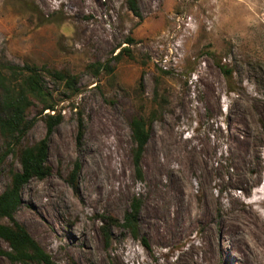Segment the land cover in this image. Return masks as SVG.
Segmentation results:
<instances>
[{"label":"rangeland","instance_id":"1","mask_svg":"<svg viewBox=\"0 0 264 264\" xmlns=\"http://www.w3.org/2000/svg\"><path fill=\"white\" fill-rule=\"evenodd\" d=\"M127 2L0 0V64L78 79L74 93L46 80L62 115L48 136L51 173L23 186L15 220L57 264H184L206 252L207 231L215 248L200 264H264V0H136L140 17ZM97 62L110 70L96 73ZM152 108L139 179L128 123ZM37 111L21 145L45 136L48 111ZM10 168L14 154L0 164V193ZM175 185L189 201L170 222ZM136 200L133 238L121 224ZM110 218L119 225L105 238ZM0 264L23 263L0 254Z\"/></svg>","mask_w":264,"mask_h":264},{"label":"trees","instance_id":"2","mask_svg":"<svg viewBox=\"0 0 264 264\" xmlns=\"http://www.w3.org/2000/svg\"><path fill=\"white\" fill-rule=\"evenodd\" d=\"M129 10L137 17L140 12L136 0H128ZM127 49L124 48L123 51ZM221 72L229 77L230 72L223 66L218 65ZM96 73L101 68L109 69L105 64L97 62L92 65ZM53 85H62L67 93L77 91V76L65 69L37 67L34 64L25 63L21 66L5 63L0 64V164L9 155H16L19 169L10 168L9 183L0 193V219H7L0 222V238L6 242L9 250L0 251V254L11 262L23 264H57L46 253L40 245L30 236L24 226L17 222L14 213L22 203L21 190L23 186L33 178L43 179L51 173L47 164V146L50 132L57 126L62 115L56 112L55 97L48 87L46 80ZM156 98H153L155 107ZM143 109V104L138 105ZM37 114L45 110L53 113H43L46 133L39 141L21 145L28 131L33 127L37 116H31L30 110L37 109ZM157 110H152L147 115H136L129 120L128 126L130 137L133 143L132 161L140 179L139 161L148 141L150 125L156 118ZM77 121V142L82 136V120L78 114ZM78 163L71 172L67 182L73 190H76L75 175L78 171ZM139 201L131 204L130 209L124 214V222L121 224L129 229L133 238H137V215ZM106 222V221H105ZM103 223L101 230L105 238H109V229L112 225L118 226L119 222L110 218L108 224ZM144 241V240H143ZM144 246L146 243L144 242Z\"/></svg>","mask_w":264,"mask_h":264},{"label":"bare ground","instance_id":"3","mask_svg":"<svg viewBox=\"0 0 264 264\" xmlns=\"http://www.w3.org/2000/svg\"><path fill=\"white\" fill-rule=\"evenodd\" d=\"M184 154V153H183ZM187 154V153H186ZM189 154V153H188ZM205 154V153H204ZM198 155V154H197ZM197 155L196 154H189V156H188V158H189V162H191L193 165H196L197 164V162H198V157H197ZM207 155V154H206ZM210 156V155H209ZM208 156V157H209ZM185 158V157H184ZM202 158V157H201ZM205 159L207 158V156L206 157H204ZM186 159V158H185ZM182 160V159H181ZM185 162V161H184ZM207 162V161H206ZM209 162V161H208ZM190 163V164H191ZM201 163V162H200ZM185 164H187V163H185ZM202 164V163H201ZM207 165V164H206ZM197 166V165H196ZM242 180V179H241ZM124 182V181H123ZM122 182V183H123ZM43 195L44 196H46V197H50L51 195L47 192L46 193V191L44 190V192H43ZM186 193L185 192H183V191H180L179 192V190H178V188H177V185H175V187H174V191H173V193H172V196H173V203H172V205H171V207H172V209H173V215H172V218H171V220H170V222L174 219L173 217L175 216V214L177 213V211H178V209H180V208H185L186 206H187V198H186ZM189 201V200H188ZM203 201L204 202H206V203H210L211 201H215L214 199H212V198H208L207 196H204V199H203ZM190 203V202H189ZM188 203V204H189ZM189 208V207H188ZM209 208V206L207 207V209ZM171 209V208H170ZM171 209V210H172ZM186 209V208H185ZM191 209V208H190ZM203 210V209H202ZM179 211H182V210H179ZM204 211V210H203ZM184 212V211H183ZM195 212V211H194ZM246 212H250V210L249 209H247L246 210ZM200 213V212H199ZM179 214H181L180 212H179ZM186 214V213H185ZM190 214V213H189ZM156 215V211H155V206L153 205L152 207H151V223L152 224H158V223H156L157 222V219H156V217L157 216H155ZM169 215V214H168ZM182 215V214H181ZM180 215V216H181ZM187 215H188V213H187ZM186 215V216H187ZM183 216V215H182ZM185 216V215H184ZM183 216V217H184ZM176 217V216H175ZM182 217V218H183ZM181 218V219H182ZM163 219V218H162ZM178 219H180L179 217H178ZM181 219H180V221H181ZM177 221V220H176ZM33 222L34 223H36L34 220H33ZM187 222V221H186ZM179 223V222H178ZM188 223V222H187ZM177 224V223H176ZM175 224V225H176ZM183 224H185V223H183ZM182 224V225H183ZM173 225H174V223H173ZM177 226V225H176ZM173 227V226H172ZM176 229H177V227H175ZM182 229H183V227L182 226H180L179 225V228H178V230H181L182 231ZM175 233V232H174ZM177 233H178V231H177ZM207 236H206V239H205V242H206V244H205V247L203 248L206 252L205 253H203L201 250H200V248L199 249H196V250H200V253H196L194 250L192 251V253L190 254L189 253V255H188V259H187V261L184 263V264H200V260L201 259H203V258H206L207 259V263H208V261H209V257L211 256V254H212V252H213V250H214V248H215V241H214V238L211 236V234L209 233V231H207Z\"/></svg>","mask_w":264,"mask_h":264}]
</instances>
